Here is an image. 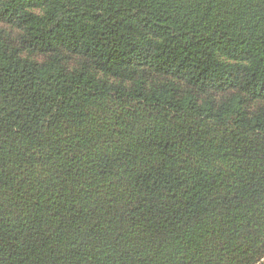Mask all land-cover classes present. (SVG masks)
<instances>
[{
  "label": "trees",
  "instance_id": "obj_1",
  "mask_svg": "<svg viewBox=\"0 0 264 264\" xmlns=\"http://www.w3.org/2000/svg\"><path fill=\"white\" fill-rule=\"evenodd\" d=\"M0 264H264V0H0Z\"/></svg>",
  "mask_w": 264,
  "mask_h": 264
}]
</instances>
